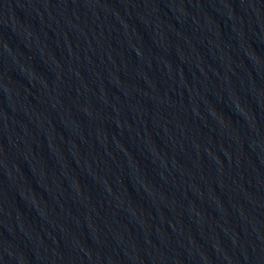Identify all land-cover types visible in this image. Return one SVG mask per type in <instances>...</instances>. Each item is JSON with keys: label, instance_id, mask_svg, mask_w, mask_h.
<instances>
[{"label": "water", "instance_id": "water-1", "mask_svg": "<svg viewBox=\"0 0 264 264\" xmlns=\"http://www.w3.org/2000/svg\"><path fill=\"white\" fill-rule=\"evenodd\" d=\"M0 264H264V0H0Z\"/></svg>", "mask_w": 264, "mask_h": 264}]
</instances>
